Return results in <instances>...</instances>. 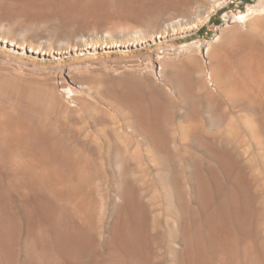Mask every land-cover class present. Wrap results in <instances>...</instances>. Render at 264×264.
Masks as SVG:
<instances>
[{"label": "rangeland", "instance_id": "rangeland-1", "mask_svg": "<svg viewBox=\"0 0 264 264\" xmlns=\"http://www.w3.org/2000/svg\"><path fill=\"white\" fill-rule=\"evenodd\" d=\"M21 1L23 0H0V123L5 115L21 119L34 129L35 136L39 135L36 138L40 139L43 136L42 138L49 140L52 148L64 147V150L61 149L65 151L68 158L79 156V159L86 163L92 178L89 190L95 208L94 222L96 226L102 227L103 236L108 233L117 199V195L115 196L117 178H115L114 169V154L117 146L122 147L120 148L122 150L125 149L123 152L127 151L126 155H130L129 158L132 159L130 163L135 162L132 166L138 169L135 171L141 170V174L145 177L142 179V175V178L139 176L141 182L140 178L138 180L134 178V184L139 188L141 186V189L145 185L150 187L148 191L135 186L140 202L148 211L150 228L147 232L153 238L148 242L147 264H180L181 261V246H179L181 235L177 228L180 227V223L174 211V200L166 190L164 191L167 182L163 179L168 180L171 173L168 179L164 178L163 173L166 175L168 173L161 171L160 166L157 165L159 157L156 155V143L164 145L163 149L168 153L173 151L169 153V156L181 169L185 167L182 170H185L184 173L190 168L187 167V161L190 165L192 161L200 163L201 167L203 163L205 168L216 164L213 167L215 173L217 172L216 177H220L219 180L222 182L220 187L225 185L223 189L222 187L219 189L221 191L226 188L225 191L219 192L222 196L226 191L228 192L229 176L236 171H238L236 174H241L244 179H253L254 190L261 196L264 215V163L262 161L264 143L254 138L251 130L253 118L250 113L221 93L222 83L218 88L213 79L211 81L208 79L209 72L212 75L213 67L217 66V55L221 52L220 50L230 51V48L233 50L235 40L249 38L264 49V30L255 33L249 23H232L235 16L245 14L249 6H256L261 2L264 4V0H120L132 13L146 16L149 24H152L155 18H160L158 27L151 29V32H154V35H151L153 38L145 31L146 36L143 41L131 38L135 31L139 30L135 29L139 28L138 25L117 26V20L109 18L114 15L115 2L118 0H98L104 5L101 4L104 10L96 13L98 18L102 16L101 20L90 26H76V28V24L72 26L66 24L70 23L69 20L65 23L60 19L62 16L71 15L72 12L24 11L20 9ZM79 14V12H73L72 15ZM174 19H183L188 24H196V27L188 30L189 32L184 31V34L169 33L168 36L155 39L156 33ZM198 20L199 24H197ZM144 30L147 29L144 28ZM108 36L111 40L123 42L126 40L127 43H122L124 46L119 48H104V44L107 43L103 44V41L108 42L110 40ZM3 37L8 38L9 43H4ZM11 39L19 42L16 47L9 45ZM133 40H135V46H128V42ZM22 41L25 42L24 45L20 44ZM67 44L71 45V48L67 49L68 52L65 50ZM209 50L211 55L207 54ZM212 50L215 52L213 53ZM211 56H217L213 57L215 63ZM210 60L212 62H209ZM202 78L205 79L210 95L202 89ZM122 87L139 92L152 91L160 98L162 106L167 105L164 108L168 110V113L160 117L161 120L164 118V121L162 120L164 125L161 126L160 133L158 132L163 139L156 142L150 138L151 135H148L147 131L145 133L141 128L139 129L135 119L137 117L126 111L117 99L120 95L118 91L122 90ZM176 88H179V91L175 90ZM212 95L218 96L217 103H219L213 119L211 106L208 105ZM167 96L170 98H166ZM171 102L170 109H172L169 110ZM40 134L43 135L40 136ZM200 137L207 141L222 138L221 140H225L223 143L228 142L227 145L225 143L220 146L223 148L220 151H223L222 153L226 154L225 157L230 159H224L226 160L223 162L224 166L228 161L231 166L236 165L233 171L224 168L215 161V157L207 153L205 155V152L204 155L209 157L207 161L203 153H201L203 156H200V151L203 150L197 144H193L199 143L196 138L201 139ZM203 157L207 163L204 162ZM195 158L196 160H192ZM209 162L210 165H208ZM159 171L163 172V176ZM146 187L145 189H148V186ZM143 190L146 192L143 193L144 195L141 192ZM88 230L92 241H94L92 237L94 233H97L94 234L95 240L99 239L95 227ZM93 245L97 246L95 252H100V241H94ZM92 247L91 245L90 254L94 251ZM89 255L90 259L88 258L87 263L95 262L98 253L94 256ZM205 257L204 264H219L211 255L206 254Z\"/></svg>", "mask_w": 264, "mask_h": 264}, {"label": "bare ground", "instance_id": "bare-ground-1", "mask_svg": "<svg viewBox=\"0 0 264 264\" xmlns=\"http://www.w3.org/2000/svg\"><path fill=\"white\" fill-rule=\"evenodd\" d=\"M100 1L23 0L20 9L34 13L53 11H59L60 13V11H64L73 14V12H79L80 14L77 16L66 14L68 16L60 18L65 23L69 20L70 23H66L68 26L76 24V28V26H90L92 23L95 24L96 21L101 20L102 16H99V18L96 16V13L104 10ZM109 18L116 19L117 26L125 24L138 25L139 28H134L140 31H135L131 38L133 37L139 41L145 39V31L150 36L154 35L151 29L157 28L160 22L158 17L153 20L154 22L152 21V24H149L146 16L132 13L120 0L115 2L114 15L109 16ZM71 20H76V22L72 23ZM198 21L197 24L200 23ZM65 23L64 25H66ZM232 23H249L252 31H255V33L256 31L261 32L264 30V4L261 2L256 6H249L247 12L235 16ZM195 27L196 24H188L183 19H174L163 26L154 38H163L168 36L169 33L171 35L175 32L183 33ZM144 28L147 30H144ZM108 37L110 39L108 42L103 41V44L107 43L104 44V48L123 47L126 41L111 40V37ZM151 37L153 38V36ZM3 39L5 40H3L4 43H9L8 38L3 37ZM10 42L9 45L13 47H16L19 43L13 39ZM234 42L233 50L235 51L227 46L231 52L227 49L220 50L221 52L217 55V66L213 67L214 72L212 75L209 72L210 77L208 79L210 81L213 79L218 88L222 83L221 93L250 113L253 118L251 120L253 123L251 130L255 136L254 138H256V141L260 139L264 143V49L258 46L255 41L245 37ZM24 43L23 41L20 42L21 45H24ZM128 46H135V40L129 41ZM69 48H71V45L67 44L65 50L67 51ZM217 56L213 57L216 58ZM213 57L210 58L214 62ZM211 60L209 62H212ZM201 84L203 91L210 95L205 79H201ZM118 93L120 95L117 99L121 106L137 117L135 119H137L139 129L141 128L144 132L147 131V134L151 135L150 138H153L156 142L163 139L159 134V130L164 125L162 123L164 118L161 120L160 117L165 116L166 112L168 113V110L166 109V111L164 108L166 104L162 106L160 98L152 91L139 92L122 87V90H119ZM217 97L212 95L208 104L211 106L212 119L216 116V109L219 104L217 103ZM166 98L170 97L167 96ZM55 100L57 99L55 98ZM29 102L31 101L29 100ZM172 102L169 103V110L172 109H170ZM42 135L40 134V136ZM36 136L39 137V135ZM36 136L34 129L27 122L18 118L3 116L2 123H0V264H91L92 262V264H147L149 256L148 242L153 238L147 232V229L150 228L147 218L148 211L137 195L138 192L135 186L138 185L134 184V178L138 180L141 175L143 177V174H141V170L137 172L138 169L132 166L135 162L130 163L132 159L129 158L130 155H126L127 151L125 153L123 152L125 149L122 150L120 149L122 147L117 146L116 153L114 152L115 161H113L115 162V178H117V194L115 196L117 195V199L113 216L112 213L110 214L112 220L110 226L108 225V233L103 236L102 227L96 226V222H94L95 208L89 190L92 178L86 163L80 160L79 156L78 158H68L65 151L63 152L64 147L52 148L49 140H45L46 138H42L43 136L38 139ZM196 139L199 140V143L195 142L193 144H197L203 150L201 152L198 149L200 154L203 153L204 155L205 152V155L207 153L213 158L215 157V161L227 170L235 168L236 165L231 166L228 163L229 161L225 165L226 167L223 164L226 161L224 160L226 154L224 155L223 151H220L223 149L220 146L225 143L227 145V141L223 143L225 140H221L222 138L220 140L212 139V141H207L205 138L204 140L202 138ZM55 144L57 145V143ZM54 145L52 146L54 147ZM155 145L156 155L159 157L157 165L160 166L161 171H165L168 175L161 171L159 173L161 175L163 173L164 178L167 179L171 173L168 180L161 179L167 182V184L164 183L166 184L165 187L163 186L166 188L164 191L166 190L167 194L173 198L174 211L178 217L175 216L180 223V227H177L179 228L178 233L181 235L179 239L181 241L179 245L181 246L180 264H204L206 254L211 255L219 264H264V215L261 196L254 190V180L242 178L241 174H236L238 171L232 172L233 174L229 176L228 192L226 191L227 194L225 192L222 196L219 192L225 191L226 188L222 190L225 185L223 187L221 185V191L219 189L222 182H220L219 176V178L216 177L217 172L214 171L216 164H211L214 167L208 166L210 161L208 167L205 168L203 163L201 167L200 163L192 161L190 165L187 161V167L190 168L186 167L189 171L186 170V173H184L185 170H182L185 167L183 166L184 168L181 169L175 164L176 161L169 156V153H173V151L169 149L170 152L168 153L163 149L165 148L164 145L161 146L160 143ZM194 146L196 148V145ZM205 155L204 157L207 158ZM197 157L200 159L199 156ZM196 158L192 160H196ZM178 160L177 163L180 161ZM262 161L264 163V156ZM90 169L94 171L93 168ZM223 171L225 172V169ZM141 178L139 179L140 182ZM146 186H148V189H145ZM143 188L150 191L149 185H145ZM139 189H141V186ZM144 190L141 191L142 194L145 192ZM102 211L104 210L102 209ZM92 227H95L98 232V240L101 244L99 246L100 252H95L97 246L93 245L94 241H98L94 237V234L97 233L92 232L94 233L92 234L94 241L91 240V234L89 235L88 229ZM92 230L94 231V229ZM157 238L159 239V237ZM91 245L94 250L91 252L92 254L89 253ZM93 252H95L94 255L98 253L95 262L89 260L91 262L88 261L89 263H87L88 258L90 259L88 255H93Z\"/></svg>", "mask_w": 264, "mask_h": 264}, {"label": "trees", "instance_id": "trees-1", "mask_svg": "<svg viewBox=\"0 0 264 264\" xmlns=\"http://www.w3.org/2000/svg\"><path fill=\"white\" fill-rule=\"evenodd\" d=\"M201 30H202V29H201ZM201 30H200V31H201Z\"/></svg>", "mask_w": 264, "mask_h": 264}]
</instances>
